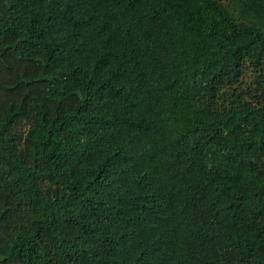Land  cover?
<instances>
[{
	"label": "trees",
	"instance_id": "1",
	"mask_svg": "<svg viewBox=\"0 0 264 264\" xmlns=\"http://www.w3.org/2000/svg\"><path fill=\"white\" fill-rule=\"evenodd\" d=\"M0 264H264V0H0Z\"/></svg>",
	"mask_w": 264,
	"mask_h": 264
},
{
	"label": "rangeland",
	"instance_id": "2",
	"mask_svg": "<svg viewBox=\"0 0 264 264\" xmlns=\"http://www.w3.org/2000/svg\"><path fill=\"white\" fill-rule=\"evenodd\" d=\"M248 79V78H247Z\"/></svg>",
	"mask_w": 264,
	"mask_h": 264
}]
</instances>
